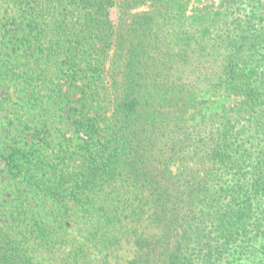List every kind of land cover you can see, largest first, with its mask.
<instances>
[{
    "label": "trees",
    "instance_id": "obj_1",
    "mask_svg": "<svg viewBox=\"0 0 264 264\" xmlns=\"http://www.w3.org/2000/svg\"><path fill=\"white\" fill-rule=\"evenodd\" d=\"M189 4L0 0V264H264V0Z\"/></svg>",
    "mask_w": 264,
    "mask_h": 264
},
{
    "label": "rangeland",
    "instance_id": "obj_2",
    "mask_svg": "<svg viewBox=\"0 0 264 264\" xmlns=\"http://www.w3.org/2000/svg\"><path fill=\"white\" fill-rule=\"evenodd\" d=\"M220 2V0H190L189 8L191 9L193 6L200 7L201 5H205L207 3L215 4L217 5ZM142 10V8L138 9ZM109 18L112 22V24L116 25L118 24V21L120 19V10L118 7H113L109 10ZM1 78V75H0ZM7 85V84H5ZM12 86V84H10ZM9 86V87H10ZM16 91L19 92L20 96L26 95V92L23 91L22 85L15 84V87H13ZM5 88L3 85V82L0 81V99H3L5 97ZM9 97L10 100L8 102L9 105H13L18 100L16 99V96L13 94V89H9ZM12 103V104H11ZM50 109V108H49ZM57 115L58 112H57ZM53 113H50L51 121L49 122V127L55 131V136H61L62 134L65 135L66 138H75L73 140L74 143H77L79 140L76 139V135L70 130V127L63 122V120ZM6 113L3 112V110L0 108V152L7 147V145L12 142V137L17 136L20 134L19 129L21 127L14 122V125H6L5 123L7 121V118L5 117ZM9 119H13L15 117L9 116ZM19 140V139H17ZM7 144V145H6ZM8 185L9 181L6 180L5 173L3 172V164L0 160V209L2 208L1 205L5 201L4 198L9 196L7 192H5L3 189L5 187L4 184ZM235 264H247L246 260H240L239 262L235 261Z\"/></svg>",
    "mask_w": 264,
    "mask_h": 264
}]
</instances>
